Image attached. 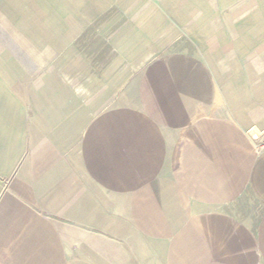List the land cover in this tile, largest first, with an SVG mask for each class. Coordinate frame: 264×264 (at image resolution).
<instances>
[{
	"label": "crops",
	"instance_id": "0c3cea01",
	"mask_svg": "<svg viewBox=\"0 0 264 264\" xmlns=\"http://www.w3.org/2000/svg\"><path fill=\"white\" fill-rule=\"evenodd\" d=\"M264 0H0V264H264Z\"/></svg>",
	"mask_w": 264,
	"mask_h": 264
},
{
	"label": "water",
	"instance_id": "95a60500",
	"mask_svg": "<svg viewBox=\"0 0 264 264\" xmlns=\"http://www.w3.org/2000/svg\"><path fill=\"white\" fill-rule=\"evenodd\" d=\"M248 135L252 139L254 144L261 145L264 143V130H260L257 127H252L248 131Z\"/></svg>",
	"mask_w": 264,
	"mask_h": 264
},
{
	"label": "rangeland",
	"instance_id": "374dc122",
	"mask_svg": "<svg viewBox=\"0 0 264 264\" xmlns=\"http://www.w3.org/2000/svg\"><path fill=\"white\" fill-rule=\"evenodd\" d=\"M257 153L262 154L264 153V146L257 147Z\"/></svg>",
	"mask_w": 264,
	"mask_h": 264
}]
</instances>
